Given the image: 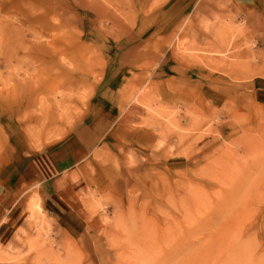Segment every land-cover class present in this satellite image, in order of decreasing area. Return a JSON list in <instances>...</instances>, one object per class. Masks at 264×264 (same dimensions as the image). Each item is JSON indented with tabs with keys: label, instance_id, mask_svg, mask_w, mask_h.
Wrapping results in <instances>:
<instances>
[{
	"label": "rangeland",
	"instance_id": "374dc122",
	"mask_svg": "<svg viewBox=\"0 0 264 264\" xmlns=\"http://www.w3.org/2000/svg\"><path fill=\"white\" fill-rule=\"evenodd\" d=\"M201 1L0 0V158L77 145L89 213L68 235L33 195L0 264H264V53Z\"/></svg>",
	"mask_w": 264,
	"mask_h": 264
},
{
	"label": "crops",
	"instance_id": "0c3cea01",
	"mask_svg": "<svg viewBox=\"0 0 264 264\" xmlns=\"http://www.w3.org/2000/svg\"><path fill=\"white\" fill-rule=\"evenodd\" d=\"M231 2L243 9L257 46L264 53V0ZM29 145L17 142L0 158V248L6 253L19 250L24 236L35 225L28 209L33 195L56 230L77 235L88 221L87 203L74 180L80 178L75 174L82 162L78 146L72 142L51 148ZM58 150L71 161H59L55 156Z\"/></svg>",
	"mask_w": 264,
	"mask_h": 264
}]
</instances>
